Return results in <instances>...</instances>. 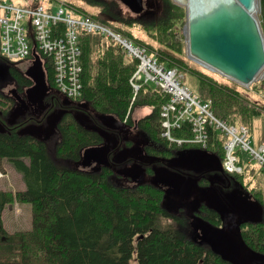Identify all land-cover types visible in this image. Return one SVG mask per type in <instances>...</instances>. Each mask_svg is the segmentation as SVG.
Wrapping results in <instances>:
<instances>
[{"label": "trees", "instance_id": "trees-1", "mask_svg": "<svg viewBox=\"0 0 264 264\" xmlns=\"http://www.w3.org/2000/svg\"><path fill=\"white\" fill-rule=\"evenodd\" d=\"M39 2L22 0L21 5ZM68 4L80 14L146 46L152 53L159 52L158 60L166 67H177L181 73L187 71L194 75L198 80V95L212 101L214 114L236 127L246 126L252 133L253 121L262 113L248 96L254 90L264 96V81L251 84L248 90L190 63L184 57L185 41L181 33L187 10L177 2L145 0L144 11L129 16L118 0H79L78 5ZM260 13L263 19L259 24L264 36V0ZM79 41L82 94L71 100L76 109L65 107L57 132L48 138L20 133L33 122L31 110L17 116L11 124L17 102L5 92V87L13 84L22 94L32 81L20 67L21 62L5 57L0 48V170H4V161L8 160L22 174L25 184L16 193L0 189V264H234L224 260L208 243L182 233L184 228L180 229L179 225H184L186 220L180 219L165 204L164 188L150 181L118 184L116 172L108 165L95 171L79 166L83 149L102 145L104 141L98 130L86 128L78 121L79 109L94 112L88 118L93 127L100 122V116H111L124 126L139 129L149 140L144 152L153 158L199 149L217 157L222 164L225 160L224 138L214 129L209 132L206 147L171 143L162 136L160 112L169 96L156 86L144 84L133 100L130 79L138 62L120 44L84 31L79 32ZM45 59L44 71L51 95L57 96L54 66L50 58ZM259 99L264 105V100ZM139 105L148 106L150 113L134 120V107ZM173 130L177 139L192 137L189 126ZM128 142L132 144L131 140ZM241 163L243 173H227L226 182L231 187L235 183L240 185L261 204L263 213L260 221L245 223L239 237L249 254L264 256V188L254 178L256 165L247 163L243 155ZM258 170L263 176L264 169ZM259 180L264 181V176ZM211 182L212 173L208 172L200 176L197 187L210 188ZM14 201L32 206L30 229L13 232L5 229L2 214ZM182 202L174 199L173 203L176 207L183 205ZM185 207L198 220L220 223L219 214L204 201L188 200ZM184 210L180 209V213Z\"/></svg>", "mask_w": 264, "mask_h": 264}, {"label": "built area", "instance_id": "built-area-1", "mask_svg": "<svg viewBox=\"0 0 264 264\" xmlns=\"http://www.w3.org/2000/svg\"><path fill=\"white\" fill-rule=\"evenodd\" d=\"M80 31L110 38L120 44L130 58L137 60L138 68L130 79L133 100L144 84H152L169 96L160 112L164 138L171 143L184 142L206 147L209 132L214 129L224 138L226 172L243 173L242 155L248 163H255L264 169V142L253 146L248 127H236L224 118H218L209 101L203 100L182 83L183 75L176 68H168L159 62L158 53L132 42L108 25L80 14L65 2L25 6L11 0H0L2 54L15 61L32 57L30 64H33L36 62L35 50L43 67L47 61L45 57L50 58L58 93L72 100L80 98L83 90ZM185 125L191 129L192 137L186 140L175 138L173 129ZM2 177L3 173L0 172V179Z\"/></svg>", "mask_w": 264, "mask_h": 264}, {"label": "flooded vegetation", "instance_id": "flooded-vegetation-1", "mask_svg": "<svg viewBox=\"0 0 264 264\" xmlns=\"http://www.w3.org/2000/svg\"><path fill=\"white\" fill-rule=\"evenodd\" d=\"M30 62H32V57L21 62L24 64L26 70L30 69L28 77L32 83L29 84L22 94L18 92L22 99H25V102L20 104L15 99L17 102L15 109L18 110L17 112H27L30 109L33 114L31 117L33 122L28 124L31 126L30 131L33 134H43L44 136L48 132V129H45L46 126H43L42 122L47 120V116L53 112L63 113L66 106L69 110L72 108L76 109V104L71 100H67V103L62 96H52L51 93L44 96L41 102L37 98H34L40 95L39 88H34L33 91L28 89L31 86L36 87L35 74L38 73L39 67L35 63L30 65ZM49 98L51 99L50 101L48 100ZM92 113L94 112H90L87 109L77 110L76 115L86 128L94 129L93 124L88 119L92 117ZM95 128L103 135L102 137L105 142L107 139V143H110V148L108 149L106 146L107 143L103 141V147L93 151L95 153H93L92 159L95 161L101 160L103 161L102 165L107 164L112 167L113 171L116 172V178H126L143 182L148 177H154L156 181L167 185L175 194L184 200L191 191L185 187H179L176 183L170 185L172 180L176 179V174H183L187 178H196L199 176V180L200 176H205L208 172L212 173L211 187L207 189L214 192L217 202L213 208L219 214L218 218L220 219V223L213 224L209 221L199 220L202 234L197 235L196 238L202 241V243L205 242L211 245L221 257L227 258L228 261L233 260V262L235 261L238 264H255L253 261L254 257H252L253 254L250 253L249 255L247 249L241 243L239 231L247 222L260 221L261 211L252 203L255 200L246 196V192L240 185L235 183L231 187L232 184L230 182L227 184L226 180L229 178V175L224 170L221 161H215L214 166L210 169L211 171H205L201 170L202 167H199V164L195 163L196 159L190 158L186 152H176L171 156L166 155L153 158L147 155L144 149H136L137 151H133V144H130L128 142L130 140L127 139V126L100 116V122ZM138 151L148 156L147 162L141 160ZM116 178L115 181L117 182ZM236 185L238 187H235ZM262 262V260H259V263Z\"/></svg>", "mask_w": 264, "mask_h": 264}, {"label": "rangeland", "instance_id": "rangeland-1", "mask_svg": "<svg viewBox=\"0 0 264 264\" xmlns=\"http://www.w3.org/2000/svg\"><path fill=\"white\" fill-rule=\"evenodd\" d=\"M11 1L14 2L15 4H20V5L22 4V0H11ZM39 1L44 5H48L50 3H53L54 5H56V4H59L60 2H67V3L71 2V3L77 4V5L79 4V0H53V1H51V0H39ZM173 1L175 3L177 2L181 7H184L188 13L186 3H181V1L179 2L178 0H173ZM261 3H262V0H260V9L257 11L258 12L257 18H258L259 23L263 19L262 14L260 13ZM215 5H218V3L217 2L208 3L207 5H204L205 7L202 8V11L204 13H208V15H210V14H212L211 12L214 10L213 7H215ZM147 6H151L150 3H147ZM124 12H125L126 16L133 14V13H131V11L128 8H124ZM187 25H188V19H186V23L184 26H182V29H181V33L184 37L183 40L185 41L184 57L193 65H195V66L198 65L199 67H203V68L207 69L209 72L214 73L217 76L226 79L227 81L231 82L234 85H237V86L243 87L244 89L250 90V88H247V87L239 84L234 79L227 77L223 74L221 75V73L219 71L210 69L209 66L207 68L206 66H204L203 64H201L200 62H198L197 60L194 59L193 53L190 52V38H189V32L187 31V28H186ZM155 46L159 47L158 44H156V43H155ZM157 53L159 54V52H157ZM20 67L22 69H24L25 74H26L27 70H26L23 63H20ZM176 69H177V67H176ZM181 74L183 75L182 83L184 82V84L191 91L197 92L198 91V80H197V78L187 71L186 72L182 71ZM261 75H260V77H258L257 79L254 80V83L264 81V73ZM252 85H253V83H252ZM15 87L16 86L13 84H7L5 87V92H9L11 89H13ZM249 93H250V96H248L247 94L246 95L251 99L250 101H253L255 103L256 106L259 105L258 107L261 108V113H262L261 116L257 117L253 121V124H254L253 127L254 128L252 129V133H251L250 139H249V140H251L252 145L256 147L259 144H261L262 142H264V105H263L262 101L260 102V99H259V97H260L264 100V96L260 95L255 90L252 92H249ZM64 99L67 100V98H64ZM203 100L209 101L210 103L212 102L209 99H203ZM212 109H213V107H212ZM149 113H150V109L148 108V106H141V105L136 106V107H134V111H133V119L138 120V119L146 116ZM127 128H128V131H127L128 132V138L127 139L132 141L133 151H135L136 149H140V150L144 149V147L149 143L147 136L143 132H141L139 129H135L132 127L131 128L127 127ZM56 132H57V130L55 131V133ZM38 136L43 137V134L38 135ZM139 153H140L139 157L141 158V160L147 162L148 156L141 154L142 152H139ZM82 159H83V161L81 160L79 166L85 170L95 171V170L99 169V167L103 164V162L101 160L95 161L92 158L89 159V158H85V157H83ZM251 164L256 165L255 163H252V162H251ZM3 166H4V170H0V172L3 173V177L0 179V189L5 190V191H12L13 193H16L17 191L24 189L25 184H24V181L22 178V174L17 171L15 166L11 162H9L8 160L4 161ZM255 167H256V169H255L253 174H255L256 177L259 176V178H263L264 175L262 176L261 171L258 170V168H259L258 165H256ZM256 177H254V178H255L258 186H260L261 188H264V181H261V180H259V178H256ZM116 180H117L118 184H122V185L123 184L124 185H134L137 182H140L139 180H132V179H126V178H124V179L123 178H116ZM143 181L154 182L157 186H160L161 188H164L166 190L167 199L165 201V204L168 207H170V209L180 219L186 220L184 225L183 224L179 225L180 229L184 228L183 232H182L183 234H188V235L190 234L191 236H194L195 238L197 237V235L202 234V229H201L199 220L197 218H194L193 214L189 211V209L187 210L185 206L188 205V200H191V201H197L198 200V201H204L207 204L211 205L212 207L213 206L215 207L216 205H214V204H216L217 200L215 199V195H214V192L212 190L205 189V188L200 190L199 188L194 187L191 195L187 199L183 200L177 194H175L172 191V189H170L167 185L156 181L154 177H148ZM246 196L250 197V195L247 192H246ZM174 199H176L179 202H182V200H183L182 203L185 206L177 204V206L175 207V204L173 203ZM184 202H186V203H184ZM180 209H185L184 211H186V213L184 211H182L180 213ZM3 213H4V214H2L3 225H4L5 229L9 232L22 230V229L27 230L33 226L32 225V213H33L32 212V206L29 203H22V202L19 203L18 201H14L5 207ZM252 257H254V256L252 255Z\"/></svg>", "mask_w": 264, "mask_h": 264}, {"label": "water", "instance_id": "water-1", "mask_svg": "<svg viewBox=\"0 0 264 264\" xmlns=\"http://www.w3.org/2000/svg\"><path fill=\"white\" fill-rule=\"evenodd\" d=\"M118 1H120L126 8H128L131 11V13L136 14V15L141 14L145 8V4H144L145 0H118ZM241 1L243 3H245L246 6H248L251 2V0H241ZM226 8H227V6L223 7L222 9L224 10ZM220 10H221V8L220 9L216 8L211 13L212 14L216 13L218 15L217 19H219L222 17ZM212 14L208 15V13H204L202 10L199 11L194 18V25L197 26V25L201 24L202 21L209 20L210 17H212L211 16ZM196 39H197L198 45L202 46L206 51H208L207 53L211 57H214L217 61H219L221 64L225 65L226 67L231 68L234 72H236L238 74V76L247 77V75H249V73L253 70L254 66L257 63V52L255 50L256 48H255L254 37H252V35L249 32H247L246 29L244 30V29L240 28L239 26L227 25L225 23L210 25V27H208L206 29V31L204 33H202L201 35H199V37ZM34 56L36 58L35 64L38 65L39 71L37 74H35L36 87L31 86V88L28 90L33 91L34 88H39L40 95H37L34 98H37V100L39 102H41L44 99V96L48 95L51 92H50V87H49L48 82H47L46 72L44 71L42 63L39 62V60H38L39 57L36 55L35 50H34ZM210 69H212V68H210ZM29 70L30 69H28L26 72L27 76H29L28 75ZM213 70H216V69H213ZM217 71H219V70H217ZM219 72H221V71H219ZM226 75L231 76L228 74H226ZM234 78L236 79V81L243 83L242 79H238L236 77H234ZM243 84H245V83H243ZM9 93L12 94L16 100H18V103L22 104L23 102H25V99H22V97L20 96V94L18 93V91L15 88L11 89L9 91ZM13 110L14 111H12V118L14 120L11 121V124L16 122L17 116L24 115L26 113V112H17L18 110H16L15 107ZM62 116H63L62 112H61V114L57 113V112H53L47 116V120H45V122L42 123L43 126H46L45 129H48V132L44 135L45 138H48V137L54 135L56 128H57V124L60 121ZM101 117L107 118V116H101ZM108 118L114 122L113 117L110 116ZM77 119L81 124H83V122H81V120L79 118H77ZM116 123H119V122H116ZM113 125H114V123H113ZM30 127H31L30 125L25 126L20 131V133L30 134V135H33V136L40 138V136L33 134L30 131ZM93 128H94V130H98L95 127H93ZM105 143H107V139H106ZM106 146L109 149L110 143L109 144L107 143ZM101 147H103V145L88 147L86 149H83L82 158H83L84 154H85V156H84L85 158H89V159L93 158L92 157L93 153H95L93 151L99 150V149H101ZM185 152L188 153L187 155H189L190 158L196 159L195 163L199 164V167H202L201 170L211 171L210 169H212V166H214V162L215 161L220 162V160L217 157L210 155L209 153H207L206 151H203V150L194 149V150L185 151ZM82 161H83V159H82ZM105 165H107V164H105ZM176 176H177L176 179H173L172 182L170 183V185L176 183L181 188L185 187V188L189 189V191H191V193H192L193 188L198 186V178L197 177H196L197 178V180H196V178H193V177L187 178L183 174H176ZM191 193L187 194V198L191 195ZM252 203L257 208H259V210L261 211L260 216L262 217L263 212H262L261 204L258 203L257 201H255V202L253 201ZM216 212H217V210H216ZM212 249L217 253V251L213 247H212ZM253 256H254L253 261L255 262V264H260L259 260H263L262 264H264V256L257 255V254H253ZM222 258L224 260L226 259L228 261L227 258H225V257H222ZM229 262H232L234 264H238L235 261L233 262V260L229 261Z\"/></svg>", "mask_w": 264, "mask_h": 264}, {"label": "bare ground", "instance_id": "bare-ground-1", "mask_svg": "<svg viewBox=\"0 0 264 264\" xmlns=\"http://www.w3.org/2000/svg\"><path fill=\"white\" fill-rule=\"evenodd\" d=\"M181 3L187 4L188 9V25L186 26L189 32L190 38V52L193 53L194 59L203 64L208 68L216 69L221 71V74L231 75L238 79H242L245 85L251 83L261 74L264 73V37L258 24L257 11L260 9V0H251L248 6L245 5L241 0H178ZM205 2V3H204ZM217 2L213 9L221 8V18L217 19L218 15L213 13L209 20L202 21L201 24L195 26L194 18L199 11L204 8V5L208 3ZM199 6V7H198ZM227 6L226 9H222ZM225 23L227 25H236L242 29H246L252 37H254L255 50L257 52V63L253 70L247 75V77L238 76L231 68L226 67L217 61L214 57H211L202 46L198 45L197 39L199 35L204 33L210 25H216ZM262 76V75H261ZM236 80V79H235ZM241 83V82H240ZM242 83V84H243Z\"/></svg>", "mask_w": 264, "mask_h": 264}]
</instances>
